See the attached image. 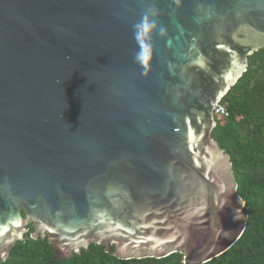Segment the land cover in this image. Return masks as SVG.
I'll return each mask as SVG.
<instances>
[{
    "label": "water",
    "instance_id": "95a60500",
    "mask_svg": "<svg viewBox=\"0 0 264 264\" xmlns=\"http://www.w3.org/2000/svg\"><path fill=\"white\" fill-rule=\"evenodd\" d=\"M263 47L264 0H0V258L31 223L58 258L229 249L247 203L214 110Z\"/></svg>",
    "mask_w": 264,
    "mask_h": 264
},
{
    "label": "trees",
    "instance_id": "16d2710c",
    "mask_svg": "<svg viewBox=\"0 0 264 264\" xmlns=\"http://www.w3.org/2000/svg\"><path fill=\"white\" fill-rule=\"evenodd\" d=\"M228 116L216 115L212 137L231 158L238 184L246 201V228L225 252L201 264H264V47L249 56L244 74L222 98ZM33 224H30V231ZM28 231L0 264H184V253L165 257L125 259L115 247L93 243L71 257L58 258L47 238H33Z\"/></svg>",
    "mask_w": 264,
    "mask_h": 264
},
{
    "label": "clouds",
    "instance_id": "9594fccd",
    "mask_svg": "<svg viewBox=\"0 0 264 264\" xmlns=\"http://www.w3.org/2000/svg\"><path fill=\"white\" fill-rule=\"evenodd\" d=\"M154 27V22H149L148 18L145 17L139 24L135 25V38L140 44V50L137 53L136 59L142 65L147 66L151 58L150 48L143 43L144 37L150 33Z\"/></svg>",
    "mask_w": 264,
    "mask_h": 264
},
{
    "label": "built area",
    "instance_id": "2783aa9c",
    "mask_svg": "<svg viewBox=\"0 0 264 264\" xmlns=\"http://www.w3.org/2000/svg\"><path fill=\"white\" fill-rule=\"evenodd\" d=\"M214 112H215V116L216 115L228 116V114H229L228 110L221 103V101L218 104H216Z\"/></svg>",
    "mask_w": 264,
    "mask_h": 264
},
{
    "label": "flooded vegetation",
    "instance_id": "af4514ba",
    "mask_svg": "<svg viewBox=\"0 0 264 264\" xmlns=\"http://www.w3.org/2000/svg\"><path fill=\"white\" fill-rule=\"evenodd\" d=\"M31 224H32V223H31ZM28 228H29L28 231H30V224H29ZM32 231H33V230H31L30 233H32ZM40 236H42V235H40ZM92 244H93V243H92Z\"/></svg>",
    "mask_w": 264,
    "mask_h": 264
}]
</instances>
